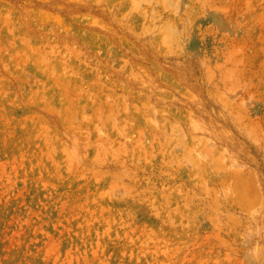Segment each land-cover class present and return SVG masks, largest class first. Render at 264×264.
<instances>
[{"label":"rangeland","instance_id":"374dc122","mask_svg":"<svg viewBox=\"0 0 264 264\" xmlns=\"http://www.w3.org/2000/svg\"><path fill=\"white\" fill-rule=\"evenodd\" d=\"M130 1L0 0V264H264V0Z\"/></svg>","mask_w":264,"mask_h":264},{"label":"bare ground","instance_id":"6f19581e","mask_svg":"<svg viewBox=\"0 0 264 264\" xmlns=\"http://www.w3.org/2000/svg\"><path fill=\"white\" fill-rule=\"evenodd\" d=\"M131 3H130V6H132V7H135L136 9L139 7H137L136 5H138V2H137V0H132V1H130ZM134 5V6H133ZM159 31V30H158ZM154 34V33H153ZM176 34V31L175 30H172V28L171 29H168V30H166V31H160V33L159 34H157L156 36H155V38H154V43H153V45H157L160 49H163L162 51H163V53L164 54H166V56L167 55H170L171 54V52H172V50H173V42H174V38L175 37H177V35H175ZM149 36H151V34L149 35ZM154 37V36H153ZM145 38H147V39H149V37H145ZM145 38H143L142 37V40H143V42H144V44H146V42H148L147 41V39L145 40ZM146 41V42H145ZM147 45V44H146ZM148 46V45H147ZM151 46V45H150ZM149 46V47H150ZM165 56V55H164ZM169 68H171V67H169ZM168 69V68H167ZM172 70H175V69H173V68H171ZM170 72H172L171 70H169ZM178 71H176V73H177ZM183 72V76L182 75H180V77H179V79H182L181 81H187V82H189L190 83V85H189V83L187 84L186 83V85L185 86H191V89L187 86V89L189 88L192 92H193V97L191 96V99L190 100H192V99H195V101H196V106L195 105H192V103H191V107L193 108L192 110H191V108H190V110H191V116L189 117L190 118V120H187V126L189 125V127H188V132L191 134V136H192V138L194 139V132H195V135L198 137V139L200 140H202V138L201 137H199V135L201 134V136H207V137H209V136H211V139H213L214 140V138L215 137H220L221 139H223L224 137L227 139V141H228V138L230 139L229 141H228V144H229V142H230V144H232V141H233V139H232V141H231V138H233V136L232 135H234V134H232L233 132H231V128L229 129V125L228 124H226V122H224V124H223V122L222 121H225L224 119H223V116H224V109L222 108V107H219L218 108V106L216 105L215 106V104H213V102L211 101L210 102V99L209 98H207L208 100H206L205 99V95L201 92L202 91V89L200 90V88L198 87V85H197V87H195V85L198 83V82H194L195 83V85H194V83L192 84L191 83V81H189L190 79L188 78V77H186V78H188L189 80H187L186 78H185V72L184 71H182ZM182 72H179L178 73V75L179 74H181ZM175 73V72H174ZM186 73H187V71H186ZM146 75H147V73H146ZM177 75V74H176ZM175 75V76H176ZM189 75V74H188ZM188 75H186V76H188ZM149 76V75H148ZM150 77V76H149ZM183 77V78H182ZM151 78H153V77H151ZM155 79V78H154ZM178 79V78H177ZM180 81V80H179ZM185 81H184V83H185ZM182 83V82H181ZM192 84V85H191ZM194 85V86H193ZM195 89H194V88ZM196 88H197V90L198 91H196ZM185 93V92H184ZM204 95V98H203V96L201 95ZM210 95V94H209ZM213 97V96H212ZM214 99V98H213ZM187 100V99H186ZM189 100V101H190ZM188 101V102H189ZM216 102V101H215ZM193 103H194V100H193ZM189 105V104H188ZM218 105H220V103L218 104ZM195 106V107H194ZM222 106V105H221ZM224 106V105H223ZM227 108V107H226ZM228 109V108H227ZM227 115H229V114H227ZM230 116V115H229ZM149 118H151V117H149ZM223 119V120H222ZM150 120V119H149ZM233 120V119H232ZM170 121V120H169ZM177 121L178 122H175V121H172V122H170V127H172L171 129H170V132L172 133V130L174 131V133L173 134H175V135H178L179 137V139L180 138H182L183 137V135L184 134H186L187 135V133H186V131L187 130H185V128L187 127L186 126V124H185V126H184V124H183V122H179V119H177ZM230 122V121H229ZM172 123V124H171ZM232 123H233V121H232ZM234 123H236V122H234ZM101 125V124H100ZM229 127H228V126ZM101 127V126H100ZM81 128V127H80ZM239 128V127H238ZM73 129V128H72ZM71 129V131L74 133V130L75 129H73L72 130ZM79 130V129H78ZM165 130V129H164ZM240 130H241V128H240ZM70 131V130H69ZM81 131V130H80ZM79 131V132H80ZM68 132V131H67ZM66 132V133H67ZM76 132V131H75ZM196 132H197V134H196ZM170 133V134H171ZM242 133H243V131H242ZM75 134V133H74ZM69 135H70V132H69ZM69 135H68V137H69ZM81 135V134H80ZM80 135H77V136H79V138L77 137V139L80 141V138L82 137V136H80ZM168 135V134H167ZM237 135V134H236ZM235 135V136H236ZM71 137V136H70ZM75 137V136H74ZM176 139H177V137L176 136H174ZM197 137H195V139H197ZM214 137V138H213ZM223 137V138H222ZM72 138H73V136H72ZM224 138V139H225ZM235 138V137H234ZM237 138V137H236ZM81 139H83V138H81ZM85 139H86V137H85ZM207 139V138H206ZM72 140V139H71ZM77 140V141H78ZM198 140V141H199ZM235 140L236 139H234V142H235ZM73 141V140H72ZM82 141V140H81ZM80 141V142H81ZM177 141V140H176ZM210 141V140H209ZM215 141V140H214ZM219 141V140H218ZM205 142V141H204ZM226 142V141H225ZM242 142V141H241ZM79 143V142H78ZM82 143H84V141H82ZM194 143H196V142H194ZM198 143V142H197ZM200 143V142H199ZM71 144H72V146H71ZM68 147H69V149L72 151V152H77V151H75V147L74 146H78V149H79V147L81 146V145H85V144H79V145H76L74 142H71L70 141V143L68 142ZM74 145V146H73ZM198 144H193V147H195V146H197ZM233 145V144H232ZM87 145H85V147H86ZM217 146V145H216ZM235 146V145H234ZM192 147V148H193ZM200 147V146H199ZM198 147V148H199ZM215 147V146H214ZM83 148H84V146H81V151H83L84 152V150H83ZM195 148H197V147H195ZM201 148V147H200ZM208 148H210V147H208ZM217 148V147H216ZM230 148H232V147H230ZM229 148V149H230ZM194 149V148H193ZM220 149V148H219ZM70 150H69V152H70ZM80 150V149H79ZM228 150V149H227ZM231 150V149H230ZM79 152V151H78ZM234 152V151H233ZM243 152V151H242ZM204 153H207V152H204ZM227 153H230V152H227ZM70 154L72 155H70L71 157H73L74 155L70 152ZM78 154H82V153H78ZM213 154V153H212ZM240 154V153H239ZM105 155V154H104ZM220 155V154H219ZM224 155V154H223ZM69 156V157H70ZM77 156H79V155H77ZM230 156H231V154H230ZM242 156V155H241ZM76 157V156H75ZM75 157H73L74 159H76ZM213 157V156H212ZM227 157V156H226ZM72 159V158H71ZM215 159V158H214ZM213 159V160H214ZM218 160V159H217ZM219 161V160H218ZM225 162V161H224ZM238 176V175H237ZM238 178H239V176H238ZM234 179V178H233ZM237 179V178H236ZM238 181H240V179H237ZM234 183V182H233ZM236 184H237V182H235ZM240 183H243V179L241 180V182ZM120 185V184H119ZM241 186V185H240ZM112 188V187H111ZM110 188V189H111ZM115 190H116V188H115ZM115 190H113V191H115ZM111 191H112V189H111ZM110 191V192H111ZM119 191V190H118ZM118 191L116 192V193H118ZM261 220V219H260ZM258 224H260L259 225V227H258V241L260 242V243H264V221H262L261 220V223L259 222ZM257 224V225H258Z\"/></svg>","mask_w":264,"mask_h":264}]
</instances>
